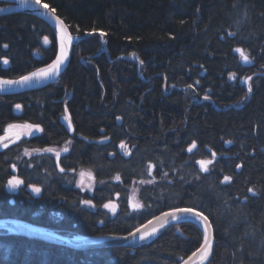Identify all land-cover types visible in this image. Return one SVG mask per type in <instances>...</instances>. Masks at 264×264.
<instances>
[{
  "label": "trees",
  "instance_id": "trees-1",
  "mask_svg": "<svg viewBox=\"0 0 264 264\" xmlns=\"http://www.w3.org/2000/svg\"><path fill=\"white\" fill-rule=\"evenodd\" d=\"M41 2L72 36L105 33L104 47L98 37L80 40L54 84L0 97V136L12 124L41 130L0 152V219L68 238L124 236L178 204L193 206L213 224L215 247L206 264H264V0ZM237 47L250 63L243 64ZM56 53L42 22L0 17V78L45 68ZM248 77L251 92L241 83ZM66 144L58 160L25 156ZM212 152L218 159L201 175L196 161ZM78 171L92 175L91 194L75 188ZM224 176L230 181L221 183ZM13 178L22 183L12 193ZM132 196L140 208H132ZM108 203L115 213L105 210ZM201 242L189 223L133 251L75 252L0 232V264H179Z\"/></svg>",
  "mask_w": 264,
  "mask_h": 264
},
{
  "label": "water",
  "instance_id": "water-1",
  "mask_svg": "<svg viewBox=\"0 0 264 264\" xmlns=\"http://www.w3.org/2000/svg\"><path fill=\"white\" fill-rule=\"evenodd\" d=\"M0 3L5 5L4 7L0 8V9H4V11H0V17L10 16V15H26L42 22L49 28L57 45L56 56L50 64L54 63L57 57L60 56L62 49L64 53H66V59L64 60V63L60 66V71L55 75L50 76L47 79L40 80L39 82L33 80L26 85L13 84L10 87L0 85V88L3 89V91H0V97L33 92V91L41 90L43 88H46L54 84L62 76V74L69 66V63L72 58L73 47L75 43L80 40H84L91 37H98V39L101 42V45L104 47L102 37L98 33H93L91 36L88 35L72 36L68 31L66 25L62 22L61 19L57 17L56 14H55L56 17L61 21V24H57L56 20L52 18V13L50 12L45 13L44 9L38 8L37 6L31 4L30 0L27 7L22 6L21 0H0ZM62 28L64 29V32H66V38L63 40V42L61 40L62 35H64V32H62L61 30ZM106 56L108 55L106 54ZM247 64L248 63H244V65ZM2 80H8V79L0 78V81ZM18 80H20V78L11 81H18ZM243 81L244 80H241V83H243ZM245 88L248 89L247 84H245ZM163 213L155 216L154 218L150 219L146 223L142 224L141 226L133 230L131 233L124 236H103V237L82 238V239L68 238L54 232L51 229L37 226L23 220L9 219V218L0 219V232L5 233L6 235H17L33 241H38L45 244L65 248L75 252H86V251L117 249V248L133 251L143 245H147L151 243L153 240H155L158 236H160L163 232H165L167 229L171 228L172 226L189 223L195 225L200 230L202 234V242L196 251H194L191 255H189L187 258L182 260L179 264H185V262H187V264H206L209 261L215 247L213 229L209 234L210 239L212 241V247L210 252L206 254V252L202 249V245H203L202 225H197L196 223L193 222H185L184 220H181L179 223H177L175 221H172L170 217L164 216ZM137 229H139L140 231L137 232ZM154 230L156 231V234L154 236L150 237L145 241H141L139 239L140 235L152 233ZM133 233H135V236L132 235Z\"/></svg>",
  "mask_w": 264,
  "mask_h": 264
},
{
  "label": "snow or ice",
  "instance_id": "snow-or-ice-1",
  "mask_svg": "<svg viewBox=\"0 0 264 264\" xmlns=\"http://www.w3.org/2000/svg\"><path fill=\"white\" fill-rule=\"evenodd\" d=\"M30 2H31V4L37 6L38 8L44 9L45 13H49V12L52 13V18L56 20L57 24H61V21L59 19H57L56 15H55V9L49 8L48 4L41 3V0H30ZM28 3H29V0H21L22 6L27 7ZM0 11H4V9H0ZM61 30H62V32H64L63 28ZM92 34H93L92 32L87 33L88 36H91ZM99 35L101 37H103L105 35V33L100 32ZM65 38H66V32H64V35H62V37H61L62 42ZM44 43L45 44L48 43L47 39H45ZM4 47L7 48L8 45L5 44ZM235 51L240 55V58L244 63H250L251 62L249 56L246 55L245 49L237 47L235 49ZM65 59H66V53H64V51L62 49L60 56H58L57 59L55 60V62L50 64L48 67L41 68V69H39V71L33 72L30 75H23L20 78V80H18V81L2 80V81H0V85H4L6 87H10L13 84L26 85L33 80H36L37 82H39L40 80L47 79L50 76H53L60 71V66L64 63ZM8 63H9V61L7 59L3 60L4 65H8ZM234 77H235L234 73L229 75V79H234ZM249 80H251V77L246 78L243 81V83L248 84ZM189 87H191V85H189ZM0 91H3V89L0 88ZM248 91L251 92L252 88L249 87ZM209 98L210 97L208 95H205L203 97V99L205 101H208ZM16 108H17V110H19L20 105L17 104ZM117 119L119 120V117H117ZM15 127H20V125H14V124L9 125V128H15ZM22 127L28 131L33 130V126L31 124H24ZM71 127H72V123H71V121H69L68 128L71 129ZM35 131H40L39 127H36ZM226 143L231 144L232 141H226ZM196 146H197L196 142L193 141L191 143V145L188 146L186 151L191 153L193 151V149L196 148ZM121 147H124V145L121 144ZM216 156H217V153L212 152V159L197 160L196 164L199 165V171L201 173H209L210 174L209 166L213 164V160L216 158ZM237 167H239V165H237ZM151 168H152V165H149V169H151ZM60 171L64 172V169L61 168ZM81 175L83 176L84 174L81 173ZM117 179H119V177H117ZM199 179H200V177L197 176V180H199ZM229 181H230V177L224 176L223 181H221V183H226ZM21 183H22V181L18 180V179L9 180L8 181V187L17 188L20 186ZM31 190L33 193H37V194L40 193V188H38V187H32ZM248 191L250 193H253V195H255L252 188H249ZM83 203L85 205H88L89 200L85 199L83 201ZM104 207L108 208L110 211L114 210V206L110 207L108 204H105ZM133 207L134 208H140V205H133ZM163 215L170 217L172 221H175L177 223H179L181 220H184L185 222H193V223H196L197 225H202V228H203L202 249L206 252V254L208 252H210L211 247H212V241L210 239L209 234L211 233V231L213 229V224L209 222V216L207 214H205L201 210H198L196 207L187 206V205L181 206L178 204V205L174 206L171 209V211L164 212ZM162 227H163V225H162ZM139 231L140 230L137 229V232H139ZM155 234H156V231L154 230L152 233L140 235L139 239L141 241H145V240L149 239L150 237L154 236ZM132 235L135 236V233H133ZM185 264H187V262H185Z\"/></svg>",
  "mask_w": 264,
  "mask_h": 264
},
{
  "label": "rangeland",
  "instance_id": "rangeland-1",
  "mask_svg": "<svg viewBox=\"0 0 264 264\" xmlns=\"http://www.w3.org/2000/svg\"><path fill=\"white\" fill-rule=\"evenodd\" d=\"M1 66H2V68H5V69L8 67V65L3 64V61L1 62ZM14 110H15V112L20 111V109L17 110V108H15ZM61 121L68 128V121L66 120L65 116H64V118L61 119ZM14 125H18V124H14ZM22 126L23 125H20V127L9 128V125H8L4 128V130L0 136V152L5 151L6 149L18 144L19 142H21L23 140H28V139L36 136V135H39L41 132V130L35 131V128H36L35 126H33L32 131H28L25 128H23ZM69 131L71 132V129H69ZM68 148H69V145L66 144L64 147H62L59 150L51 149V150H47V151H43V152H39V153L27 152V154L25 156L28 158V157H31L34 155H46V156L53 157L55 160H58L62 155L66 154L68 152ZM124 150H125V148H124ZM209 159H212V153H210ZM217 159H218V157L216 156V158L213 160V164ZM213 164L209 166L210 171L212 169ZM196 167L199 171V165L196 164ZM12 170L15 173V168H13ZM81 173H83L84 175L82 176ZM200 174L204 175L207 173H201L200 172ZM74 177H75V188L78 189V191H80L82 193L91 194L93 192V190L96 188V183H95L92 175L88 171H78L75 173ZM14 179H16V178H13L12 180H14ZM18 188L19 187L10 188L7 186L8 191L12 192V193L16 192ZM130 204L134 210L138 209V208L133 207V205H138L136 202L135 196H132V198L130 200ZM108 205L110 207L114 206V210L110 211L108 208H105L106 211H108L110 213H115L117 211V206L114 203H108ZM75 238L82 239V238H78V237H75Z\"/></svg>",
  "mask_w": 264,
  "mask_h": 264
}]
</instances>
